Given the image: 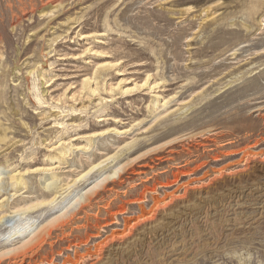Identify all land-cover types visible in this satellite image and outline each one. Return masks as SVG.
I'll list each match as a JSON object with an SVG mask.
<instances>
[{
  "label": "rangeland",
  "instance_id": "1",
  "mask_svg": "<svg viewBox=\"0 0 264 264\" xmlns=\"http://www.w3.org/2000/svg\"><path fill=\"white\" fill-rule=\"evenodd\" d=\"M0 36V264H264V0H0Z\"/></svg>",
  "mask_w": 264,
  "mask_h": 264
},
{
  "label": "bare ground",
  "instance_id": "2",
  "mask_svg": "<svg viewBox=\"0 0 264 264\" xmlns=\"http://www.w3.org/2000/svg\"><path fill=\"white\" fill-rule=\"evenodd\" d=\"M50 1V0H49ZM59 5V4H58ZM2 37L0 36V39ZM2 41V40H1ZM18 70V68H17ZM5 130V129H4ZM7 130V129H6ZM217 139V138H216ZM4 140V139H3ZM120 171V170H119ZM4 172V168L0 167V176L3 174ZM118 173L115 172V175ZM13 179V178H12ZM46 179V177H45ZM50 182V181H49ZM99 186V185H97ZM83 199V197H82ZM42 202V201H41ZM35 207V206H34ZM37 207V206H36ZM32 208V207H31ZM30 207H22V208H18V210H16L15 214H17L14 218L18 219L17 221H15L14 218H11L9 220H5L3 225L7 228V231L2 233L3 237H6L7 239L10 238H15L17 235H19L20 233H22L23 231H25L28 228V221L30 220V218L28 217V213L29 210H31ZM18 217V218H17ZM22 217V218H21ZM24 217V218H23ZM4 220V216H2L0 218V222H2ZM27 245V244H26ZM25 245V246H26ZM12 251H7L5 252V254H8ZM2 256V254L0 255Z\"/></svg>",
  "mask_w": 264,
  "mask_h": 264
}]
</instances>
